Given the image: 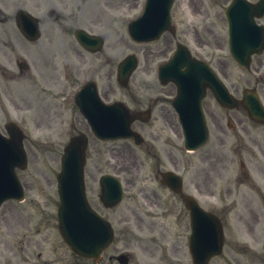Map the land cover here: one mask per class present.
Wrapping results in <instances>:
<instances>
[{
	"label": "rangeland",
	"instance_id": "1",
	"mask_svg": "<svg viewBox=\"0 0 264 264\" xmlns=\"http://www.w3.org/2000/svg\"><path fill=\"white\" fill-rule=\"evenodd\" d=\"M13 0H0V7L3 11H9L10 4ZM136 9V5L131 4L130 5V11H133ZM7 28L9 29L10 26L6 23H3L0 21V41L4 42L6 39V31ZM14 39H15V45L17 46V50L21 51L22 49L18 48L24 46L23 38L18 34L17 30H14ZM261 60L264 62V55L261 56ZM259 63L255 61L254 66H252V69L250 73H246L245 71L242 74L238 75L239 80H244V77H249L251 83L254 81V75L257 73ZM264 68L261 66V71H263ZM238 72V73H240ZM261 93L264 96V87L261 86ZM4 116H0V123L3 122ZM247 123L245 138L248 140H251L250 146H247L245 148H236L233 145V147L227 146L226 148H215L211 145L207 146L205 149V152L202 154V198L206 199L210 192H214L215 188L220 189L219 198L222 196V186L225 180L228 179L229 183H232V190L231 194L225 197L228 199H219L218 197L213 198V195L210 197V200H214L218 205L221 203L222 205H227L232 203V200L236 199L238 197L240 200V204L249 205L253 204L255 206H258L260 209V212L263 211L262 208V199L261 196L264 195V128L254 127L249 122ZM27 130L31 134V136L36 139L35 134L40 133H32L30 131V127L26 126ZM248 129V131H247ZM28 150L30 153V165L28 170L24 173L25 178H29L32 180V182L35 184L34 188L32 189L31 195H29L28 199L21 203H11L8 208L13 209V216L10 217L9 225L11 227L15 226L18 228V225H21L23 223L24 215H27V213L30 214V226L32 223L38 221L41 216L39 213H37V210L32 206L33 201H31V196L37 198L38 200H41L43 198V192L41 189V186H43V189H45L46 193L54 195L53 186H50L48 183H50L51 178L54 177V174L58 170L59 166V155L58 147H45L41 146L32 142L28 143ZM240 150H242V154L240 155ZM223 157L224 159L221 160L218 157ZM233 156H237V159L234 163H232L231 170L227 171L225 162H227V159L232 158ZM243 156L244 160L246 161V169H239V161L240 157ZM241 168V167H240ZM249 173V175L244 176L243 172ZM207 176H209L207 179ZM221 176V182H215L218 181ZM215 182V183H214ZM239 182V184H238ZM234 183V184H233ZM259 185L261 187V190L263 193L262 195H255V196H248L249 199H252V202L250 203L248 200H244L243 196L246 194V191L244 189L251 188V186H257ZM52 189V190H51ZM210 191V192H209ZM260 194V193H258ZM263 197V196H262ZM243 199V200H242ZM241 208V205H240ZM24 211V212H23ZM33 215V216H32ZM32 216V218H31ZM2 219V218H1ZM6 228V226H4ZM231 234L229 230V235ZM10 242L12 244H15V246L20 245V237L18 235H10L9 236ZM235 250V246H233V241L228 236V244L225 249V255L222 261L224 262L225 259H230L232 253Z\"/></svg>",
	"mask_w": 264,
	"mask_h": 264
}]
</instances>
